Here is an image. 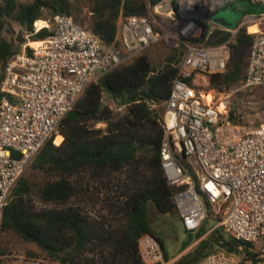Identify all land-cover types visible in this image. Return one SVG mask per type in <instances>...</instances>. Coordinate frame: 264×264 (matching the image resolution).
Instances as JSON below:
<instances>
[{"label":"trees","instance_id":"trees-1","mask_svg":"<svg viewBox=\"0 0 264 264\" xmlns=\"http://www.w3.org/2000/svg\"><path fill=\"white\" fill-rule=\"evenodd\" d=\"M246 7L251 13L250 5ZM62 13L95 35L102 48H108L118 42L119 18L143 14L145 5L143 0H0V68L23 43L43 40L52 33L45 25L34 31V23L48 17L54 21ZM12 24H18L19 33L28 35V40L20 38L15 43ZM253 35L247 33L246 26L238 29L230 43L225 71L209 74L207 89L235 90L241 98L263 87H243ZM228 37V32L215 30L205 43H219ZM146 50L86 85L57 132L34 156L31 168L37 179L20 175L12 187L3 210L1 236L12 232L60 264H160L142 259L139 239L150 235L162 245L152 228L150 210L173 212V194L186 187L168 184L160 157V120L183 50L173 49L158 64ZM104 92L124 111L114 112L103 104ZM236 107L228 113L232 123L239 119ZM56 134L62 140L54 144ZM176 158L196 181L186 156L180 153ZM204 204L206 210L212 206L206 200ZM206 230L201 225L196 238ZM210 234L199 242L200 256L213 243L227 252L238 251L240 241L224 238L218 227ZM241 245L255 264V254L246 250L248 243ZM0 255H4L2 246ZM179 263L183 264L182 260Z\"/></svg>","mask_w":264,"mask_h":264},{"label":"built area","instance_id":"built-area-1","mask_svg":"<svg viewBox=\"0 0 264 264\" xmlns=\"http://www.w3.org/2000/svg\"><path fill=\"white\" fill-rule=\"evenodd\" d=\"M143 1L145 13L119 18L118 42L108 48H102L95 35L62 13L54 17L52 33L39 46L25 45L4 63L0 78V227L12 187L57 132L86 85L161 41L183 50L160 120L163 175L170 185H186L173 194L174 209L184 228L196 231L206 216L204 200L217 210L226 206L220 220L225 233L240 241L238 249L243 253L241 242L262 240L264 253V122L231 143H219L215 128L221 100L206 88L209 74L225 71L230 43L242 26L254 34L243 87H264V10L225 26L214 21L213 14L237 0ZM251 1L264 8V0ZM252 24L259 26L256 32L248 31ZM39 29L34 27V31ZM215 30L228 32L229 37L205 43ZM180 153L188 159L196 181L178 162L176 154ZM139 251L145 262L162 258L159 242L150 235L139 239ZM239 263L236 254L218 251L193 264Z\"/></svg>","mask_w":264,"mask_h":264},{"label":"rangeland","instance_id":"rangeland-1","mask_svg":"<svg viewBox=\"0 0 264 264\" xmlns=\"http://www.w3.org/2000/svg\"><path fill=\"white\" fill-rule=\"evenodd\" d=\"M249 3L250 2L248 0H238L236 2L235 8L240 13V18L237 21L243 19L244 15H258L264 10L262 4H260L259 2H254L251 4ZM249 5L251 13H247L248 9H245V7ZM42 25L52 28L54 25V21L50 19V17L40 18L36 25L35 23L33 24V27L36 26L37 28H39ZM12 27L14 29L12 38L15 39V43L20 42V38H26L28 40V35H25L24 32L19 33L20 26L18 24H12ZM3 33L7 38H10V35L5 32ZM29 42L32 41L28 40L23 43L21 45V49H23L25 45L29 46ZM145 52L149 55L154 64H158L160 61H162L165 55L174 52V50L173 48L160 41L150 46ZM209 90L212 92L213 89ZM213 91L216 95V100H222L225 104V108L220 112L218 124L215 128L216 138L219 143H231L240 136L249 132L254 126H256V124L264 121V87L258 89L254 93L252 92L253 94H244L241 98L236 96L235 90H230L228 92H217L215 90ZM211 92L207 95L208 98L212 97ZM102 102L103 104L108 105L114 112L124 111V107H119L117 100L107 95L106 92H104L102 96ZM233 106H237V111L235 113L236 116H239L237 123H232L228 120L229 110ZM239 113H241V115H239ZM97 126H104V124L98 123ZM56 137H60V140L58 142L55 141ZM61 140L62 136L60 134H56L53 138V143H59L61 142ZM186 160L188 161V159ZM31 162L26 166L21 176H24L26 178L34 177L35 179H37V174H34L32 172ZM98 207L99 205L96 206V208ZM225 209L226 206H222L220 210H217V206H211L210 208H208V210H206V216L202 224L206 228L210 226H219L220 220H218V218L222 217ZM169 213H171L169 216H164L161 214L157 215L151 221V224L152 227L161 228L165 232L171 233L174 236L173 239L167 238L166 240V246L168 250L173 251L176 248L180 247V240L181 238L184 239L187 233L182 229L180 225V218L177 212L166 211V215H168ZM198 230L190 231L192 232L194 238L196 237V232ZM221 233L224 238H228V235H226V233ZM156 235L161 239L163 233L160 232ZM208 238H210L209 234L200 237V239ZM0 246H2V249L4 250V255H0L1 264H60L57 260L49 258L48 255L42 252L34 243L23 241L19 236L12 232H7L3 236L0 235ZM262 246L263 241L258 240L252 243H248V246L246 248V250L255 254V256L253 257L256 259L255 264H264V253L261 250ZM219 250L224 251L225 249L219 244L213 243L208 249L205 250L204 253L206 254ZM235 252L238 256V259L240 260L239 264H251L252 261H250L245 252Z\"/></svg>","mask_w":264,"mask_h":264},{"label":"crops","instance_id":"crops-1","mask_svg":"<svg viewBox=\"0 0 264 264\" xmlns=\"http://www.w3.org/2000/svg\"><path fill=\"white\" fill-rule=\"evenodd\" d=\"M235 7H236V3H235V6H234L233 10L235 12H238V10ZM245 9H249V8L245 7ZM251 16H254V15H251ZM252 25H255V24H252ZM255 26H257V25H255ZM257 27L259 28V26H257ZM2 73H3V70H2V68H0V78H1ZM159 214L164 215V216H169L171 213H169L168 215H166V212H159V211H156L155 209L151 208V210H150V217H149L150 222L157 215H159ZM180 225H181L182 229L187 233V235H186V237L184 239L181 238V240H180V247L179 248H176L173 251H169L168 250V248L166 246V240H167V238L173 239L174 236L171 233L165 232L161 228H154V227H152L153 230H154V232H155V234H158L160 232L163 233V236L161 237V240H162L161 250H162V255L163 256H162L161 260L157 261L160 264H181V263H179V261H181V260H182L183 264H193V263L199 261L201 258L204 257L203 254H205L204 253L205 250H202L200 252L201 253V256L199 255V252H198V246H199V242L201 240L200 237L203 236V235H206V234H209L210 237H211L212 234H210V232L215 227L214 226L208 227L207 230L205 231V233H203L200 237H198V238L195 237L194 238L192 232H190V231H188V230H186L184 228L181 220H180ZM201 225H203V224H201ZM216 227L219 228V233H221V232H224L225 233V231L223 230V227L220 224V221H219V226H216ZM220 251H222V250H219V252ZM238 251H240V250L238 249ZM214 252H218V251H214ZM223 252L230 253V254H236L235 251L234 252H227V251L224 250ZM210 253H212V252H210Z\"/></svg>","mask_w":264,"mask_h":264},{"label":"water","instance_id":"water-1","mask_svg":"<svg viewBox=\"0 0 264 264\" xmlns=\"http://www.w3.org/2000/svg\"><path fill=\"white\" fill-rule=\"evenodd\" d=\"M235 4H232L224 9H220L213 14V19L225 26H233L236 20L240 18V13L233 10Z\"/></svg>","mask_w":264,"mask_h":264},{"label":"bare ground","instance_id":"bare-ground-1","mask_svg":"<svg viewBox=\"0 0 264 264\" xmlns=\"http://www.w3.org/2000/svg\"><path fill=\"white\" fill-rule=\"evenodd\" d=\"M248 30L249 31H251V32H256L257 31V26H255V25H250L249 26V28H248ZM29 44L32 46V47H36V46H39L40 44H41V42L40 41H32V42H29ZM211 98V97H210ZM219 109H221V110H224V108H225V104H224V101H220L219 102ZM60 140V137H56V139H55V141L56 142H58Z\"/></svg>","mask_w":264,"mask_h":264}]
</instances>
